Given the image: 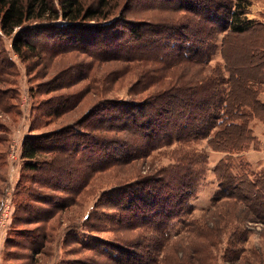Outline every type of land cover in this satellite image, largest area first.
<instances>
[{"label": "trees", "instance_id": "1", "mask_svg": "<svg viewBox=\"0 0 264 264\" xmlns=\"http://www.w3.org/2000/svg\"><path fill=\"white\" fill-rule=\"evenodd\" d=\"M133 1L116 12L114 0H0V85H11L0 87L2 114L19 115L20 109V82L1 78L12 66L1 48L3 36L11 38L13 53L27 68L48 69L57 56L76 51L89 59L74 67L75 77L82 78H36L37 86L29 88L38 106L32 109L31 131L70 113L93 91L108 93L124 80L120 74L93 78L85 88L72 90L89 80L93 63L121 61L125 66L117 71L136 76L129 101L103 99L100 112L91 109L72 125L23 139L20 158L30 184L20 179L16 187L15 196L23 197L18 212L24 216L15 213V229L28 240L8 238L7 248L19 243L30 254L15 256L16 264H37L50 244L52 220L89 196L101 173L125 174L153 153L176 146L168 165L137 173L134 181L125 178L103 194L98 206L118 214L86 219L88 232L111 230L116 240H83L74 232L78 248L68 250L60 264H218L216 250L226 238V264H243L246 252L252 258L245 264H264L263 254L245 248L248 234L241 227L248 222L264 226V171H254L245 156L258 149L252 122L264 123L259 98L264 93V23L247 18V0ZM60 20L66 26L55 24ZM250 33L256 35L254 48L232 63L225 52L230 37ZM222 34L225 66L211 67ZM242 58L257 62L251 68ZM8 132L0 120V146L8 142ZM202 141L225 156L214 167L217 190L200 221L191 216L209 163L207 154L194 147ZM6 158L0 147V161ZM186 215L184 240L190 239V246L180 259L179 250L172 251L180 231L173 234L172 228ZM27 225L35 227L22 228Z\"/></svg>", "mask_w": 264, "mask_h": 264}, {"label": "rangeland", "instance_id": "2", "mask_svg": "<svg viewBox=\"0 0 264 264\" xmlns=\"http://www.w3.org/2000/svg\"><path fill=\"white\" fill-rule=\"evenodd\" d=\"M57 3L58 0H53ZM90 2L91 0H86ZM128 2L130 0H127ZM126 0H114L118 5L116 12L123 11L125 5L127 6ZM133 1V0H132ZM136 3L140 2V0H134ZM133 1V3H134ZM248 8H247V18L249 20H256L260 23H264V0H247ZM135 4V3H134ZM137 8H134L135 12ZM38 25V23H35ZM55 24L60 26H66L65 21H58ZM18 31V29H17ZM16 31V32H17ZM225 34V33H223ZM220 35L218 40V50L215 56L213 57V61L211 62V67H215L217 64H220L222 67L225 65L223 52H222V37L224 35ZM255 34H245L242 36H233L230 37L231 41H229V45L226 48V56L232 60V63L238 64L240 61L239 53L249 49V47L254 48V44L252 43V38H255ZM2 50L5 51V54L8 58L12 60V66L7 70L10 74L3 73L1 78H6L5 80H18L19 90H20V101L18 103L19 115H6L0 112V120L7 124L8 126V142L4 145H1L2 150L7 151L6 161H0V220L2 224H0V264H16L19 263L15 258V256L20 254H30L25 251L22 246L17 243L16 246H12L7 248L6 241L8 238H13L17 242L20 240H28L25 239L26 234L20 233L16 231V222H18L15 218L19 209V203L22 202V196H15V190L18 186V183L21 181L24 183L30 184L29 174L23 169V160L19 157V153L17 154L16 160H12L10 156V152L12 151L13 143H18L23 141L26 136L31 135H40L47 134L54 131H57L61 128H64L68 125H72L77 122L80 118L84 117L91 109L93 111H99V105L104 102L103 99L108 101L112 100H123L129 101L130 96L128 95V91L130 86L135 83V71L128 72V75L124 76L121 71H117L120 68H124L125 63L121 61L117 62H104V63H93V69L88 73V81H84L75 86L72 90H77L80 88H85L88 83L93 82V78H116L119 74L124 78L123 81H119L118 85L115 86L108 93H95L94 91L90 93V95L82 102L79 106L75 107L70 113L64 115L60 119L48 124L47 126L40 127L37 130H30V125L32 124L33 114L32 112L34 108L37 110L38 106L35 105L36 101L30 99L29 97V88L36 87L38 82L36 78H45V80H49L50 78H82V76H77V72H75L74 67H77L79 63L84 61H89L86 55L78 51L68 54H62L57 56L52 65L45 69L48 71L46 74L45 70L42 69L41 66H31L27 68V65L22 63L19 58L13 53L11 48V38L3 36V40L1 43ZM245 52V51H244ZM243 54V53H242ZM241 54V55H242ZM242 61L249 65L251 68L256 64V59L242 58ZM77 64V65H75ZM75 65V66H73ZM71 66H73L71 69ZM151 66V65H147ZM80 73H78L79 75ZM28 79H30V83H28ZM31 79H34L31 81ZM11 86L8 84L0 85L2 88H9ZM12 88V87H11ZM18 88V87H17ZM102 90V89H101ZM260 96L264 97V93H261ZM259 96V98H260ZM44 97L40 96L37 98V102H40ZM261 100V99H260ZM262 101V100H261ZM106 102V101H105ZM264 102V101H262ZM38 104V103H37ZM101 111V110H100ZM99 111V112H100ZM38 114V111L37 113ZM262 124L263 122L255 120L252 122V128L256 127V125ZM40 126V125H39ZM258 140V139H257ZM199 151L205 152L208 157V169L207 174L204 180L200 184V188L198 189L197 197L193 200L192 204L194 205V212L191 218L198 219L202 221L204 212L211 206L212 197L217 190V180L214 174V168L212 169V163L221 152H216L208 148L207 141H202L201 143L195 144ZM177 148L176 146L170 149H163L161 151L153 153L150 157L145 159L143 162H137L136 167L140 166L141 172L136 170V167L133 166L127 173H111L112 171L103 172L97 178L93 186L91 187V191L89 196L83 198V200L72 208L62 212L58 216H56L51 224L48 226V231L51 234L50 244L45 249V253L39 255L37 264H60L63 259H65L66 252L68 250H76L78 248L77 244H73V235L72 233L77 232L81 239H88V237L92 238H100L102 240H116L117 235L111 231H101V232H88L85 225L86 219L89 215H94L95 213H99V216H110L115 215V211L110 208H100L98 206L101 197L103 194H108L114 191L116 185L124 180L125 178L132 177L134 181L137 173L147 174L151 172L155 167L158 166H166L171 162L170 152ZM252 149V148H251ZM258 149H260V143L258 140ZM249 151V150H248ZM247 151V152H248ZM246 152V153H247ZM225 156V154H224ZM223 156V157H224ZM246 156V154H245ZM222 157V158H223ZM247 157V156H246ZM131 181V182H132ZM20 182V183H22ZM11 203V211L8 213V216L2 215V210L6 202ZM118 214V213H116ZM18 217H23L24 214L22 212H18ZM188 215L184 216L180 222L175 224L172 228L173 234H179L177 237H174L172 251H178V258L185 259L186 251H184L185 247L190 246V239L184 240L186 236V232L183 230V220H186ZM22 227V226H21ZM35 225H27L23 226V229H32ZM241 227L247 229V240L244 244L247 250H255L257 253H261L264 255V226L263 224L248 222L247 224L241 225ZM20 228V227H19ZM224 244L219 247V250H216L217 255L215 256L216 260H218V264H226L223 260V252L225 251L226 244H228V238L224 240ZM12 258L14 261H11ZM251 253L246 252L245 259L243 264L249 262L251 259Z\"/></svg>", "mask_w": 264, "mask_h": 264}, {"label": "crops", "instance_id": "3", "mask_svg": "<svg viewBox=\"0 0 264 264\" xmlns=\"http://www.w3.org/2000/svg\"><path fill=\"white\" fill-rule=\"evenodd\" d=\"M260 99L264 101V97L260 96ZM254 134L258 138L259 143H260V149H250L246 154L248 161L251 164V167L254 171L260 172L264 171V125L258 124L254 128ZM219 154L215 158V160L212 163V169L215 167L216 163L222 159L224 154L220 156V153H215Z\"/></svg>", "mask_w": 264, "mask_h": 264}, {"label": "built area", "instance_id": "4", "mask_svg": "<svg viewBox=\"0 0 264 264\" xmlns=\"http://www.w3.org/2000/svg\"><path fill=\"white\" fill-rule=\"evenodd\" d=\"M22 142H18V143H13L12 145V148H11V152H10V156H11V159L12 160H16V156L17 154L19 153V157H20V153H21V147H22ZM11 203L10 201L9 202H6L5 205H4V208L2 210V215H6L8 216V213L11 211ZM0 224H2V221L0 220Z\"/></svg>", "mask_w": 264, "mask_h": 264}]
</instances>
